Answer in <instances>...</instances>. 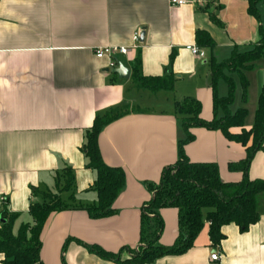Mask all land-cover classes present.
Returning <instances> with one entry per match:
<instances>
[{
    "label": "crops",
    "instance_id": "obj_1",
    "mask_svg": "<svg viewBox=\"0 0 264 264\" xmlns=\"http://www.w3.org/2000/svg\"><path fill=\"white\" fill-rule=\"evenodd\" d=\"M186 2L0 0V198L6 200L0 215L3 210L18 215L14 230L32 221V201L41 200L34 191L56 190L57 176L65 166L71 167L75 180L74 188L62 193L63 199L72 206L98 202L93 186L96 172L87 167L83 151L86 131L98 115L128 106L120 109L121 114L98 137L104 161L126 172V186L114 205L116 213L93 218L85 210L72 208L51 214L41 237L44 264H134L103 258L83 243L114 253L125 248L122 259L131 256L130 249L139 247L142 209L153 194L147 183H158L164 167L177 162L178 142L185 136L175 102L196 97L201 102V117L212 119L210 58L221 62L235 51L251 52L260 41L264 0L258 4L261 21L248 12L247 0ZM210 13L224 26L215 23ZM137 30L145 32L141 46L128 54H116L118 63L130 69L129 78H121L107 58L96 57L95 49L130 46ZM197 30L209 32L215 47H201L196 41ZM190 45L204 50L205 57L195 55ZM256 64L264 70V56L242 72L250 85L248 74ZM136 70L143 77L175 78L172 90L149 89L154 94L168 92L156 99L160 109L136 108L138 98L130 93L137 85L132 77ZM225 73L234 79L235 100L242 104L234 108L233 103L231 110L247 108L244 127L250 129L264 82L247 106L240 74ZM217 92L220 97L228 95L224 78ZM161 101L168 103L167 109ZM222 115L219 111L217 116ZM241 128L234 127L231 132L238 133ZM192 133L195 139L184 147L190 160L216 162L223 181L239 182L242 171L228 166L246 158V147L220 130L193 127ZM248 173L251 179H264V148L257 150ZM257 196L260 217L248 230L226 224L225 238L215 246L204 219L190 249L163 255L151 264H264V192ZM210 210H204V218ZM159 213L164 223L159 242L173 246L179 234L178 210L165 207ZM214 250L222 253L220 260L210 258ZM3 258L0 252V264Z\"/></svg>",
    "mask_w": 264,
    "mask_h": 264
},
{
    "label": "trees",
    "instance_id": "obj_2",
    "mask_svg": "<svg viewBox=\"0 0 264 264\" xmlns=\"http://www.w3.org/2000/svg\"><path fill=\"white\" fill-rule=\"evenodd\" d=\"M247 1L248 12L261 21L258 4L262 0ZM210 16L219 26H224L215 14L210 13ZM259 30L261 39L251 52L235 51L230 58L221 62L216 61L213 56L210 58V84L214 92L215 107V116L212 119L205 120L201 117V102L196 97H185L175 102L176 113L180 117L185 136L178 142L177 162L164 167L158 183H147L153 194L142 209L139 250L129 258L122 259L120 252L114 253L97 244L83 243L90 251L120 263L151 264L163 255L181 254L190 249L194 245L196 236L203 229L205 220L210 228V241L215 246L220 245L225 238L223 228L226 224L234 223L242 231H246L250 225L256 223L260 217L257 195L264 192V179H251L248 172L257 150L264 148V86L258 98L255 122L252 128L246 129L244 119L248 109L238 108L237 111L232 112L231 105L235 101L236 86L234 79L226 75L225 70L238 71L243 85V98L246 99L249 81L242 72L251 69L253 62L264 56V25H261ZM196 41L201 47L210 49L215 47L214 39L206 30L196 31ZM132 77L139 87L154 92L161 89L172 90L175 82V78L171 75L143 77L138 70ZM221 78L227 81L229 91L228 95L222 97L217 92ZM219 111H223L222 117L217 116ZM121 112L117 109V111H108L102 116L98 115L86 131L83 151L87 158V167L96 172L93 186L98 202L89 206L75 204L72 206L63 199L62 193L71 191L75 180L71 167L65 166L57 176L56 190L34 191L41 200L32 201L30 206L32 221L22 223L16 231L14 228L18 215L10 214L6 210L1 212L2 219H5L4 222L0 221V252L4 254L1 264H44L41 257L42 230L53 213L72 208L85 210L93 218H105L116 213L114 205L126 186V172L120 166H110L104 161L98 137L102 129L117 119ZM238 126L242 127L241 131L232 133L231 129ZM193 127L220 130L230 140L240 142L246 147V158L239 162H231L228 166L233 171H242L243 177L239 182L223 181L220 167L216 162L190 160L184 147L195 139L192 133ZM71 199L74 200L73 194ZM165 207H174L179 214L177 240L175 245L166 247L159 242L164 225L159 211ZM210 208L204 218V210Z\"/></svg>",
    "mask_w": 264,
    "mask_h": 264
},
{
    "label": "rangeland",
    "instance_id": "obj_3",
    "mask_svg": "<svg viewBox=\"0 0 264 264\" xmlns=\"http://www.w3.org/2000/svg\"><path fill=\"white\" fill-rule=\"evenodd\" d=\"M123 64V62H122ZM125 65V64H124ZM249 66V63L248 65ZM249 79L251 80V85L249 83V86L247 88L248 91V95H247V101L249 100V103H247V106L252 104V100L254 98H256V94H258L261 90H260V85L263 84L264 81V70L261 68L260 65L256 64L253 69L251 70V72L248 74ZM163 85V84H162ZM138 89V90H136ZM240 92V91H239ZM132 94L135 95L136 98H138V102H136V108L137 105H139L141 107V109L143 110H147L149 108L151 109H156V108H161V106L159 105V101H156V99H160L161 95H165L164 93H168V92H161V94H154L152 91H150L149 89H144V88H140L138 87L136 84H134L132 86L131 92ZM140 101V102H139ZM161 103H163L162 106H164V108L167 109L168 107V103L166 101H161ZM238 105H242L241 102L237 99L234 102V108H237ZM149 106V108H148ZM128 106H122L120 109L121 110H127ZM137 250H139V247H137L136 249H130L129 254H134ZM124 250H121L120 252V256L123 254Z\"/></svg>",
    "mask_w": 264,
    "mask_h": 264
},
{
    "label": "built area",
    "instance_id": "obj_4",
    "mask_svg": "<svg viewBox=\"0 0 264 264\" xmlns=\"http://www.w3.org/2000/svg\"><path fill=\"white\" fill-rule=\"evenodd\" d=\"M170 3L172 5H184L186 4V0H170ZM133 43L130 46H121V45H115V46H100L99 48L95 49V55L97 58H107L109 60V65L111 68H115L118 66V60L116 58V54L122 53V54H128L130 50L137 49L141 46V38H142V30H137L133 33ZM189 49L192 50V52L195 55H198L200 57H205L206 52L202 50L200 47H197L195 45L188 46ZM6 200L4 198H0V210L1 208L5 206ZM210 258L212 260H220L222 258V253L220 250H214Z\"/></svg>",
    "mask_w": 264,
    "mask_h": 264
},
{
    "label": "water",
    "instance_id": "obj_5",
    "mask_svg": "<svg viewBox=\"0 0 264 264\" xmlns=\"http://www.w3.org/2000/svg\"><path fill=\"white\" fill-rule=\"evenodd\" d=\"M145 32L142 31V36H143V40H144V34ZM113 72L115 73H118V75L121 77V78H129L130 76V69L128 67H126L124 64H122V62H119L118 63V66L115 67V69L113 70ZM0 221H5V219H2V216L0 215Z\"/></svg>",
    "mask_w": 264,
    "mask_h": 264
}]
</instances>
